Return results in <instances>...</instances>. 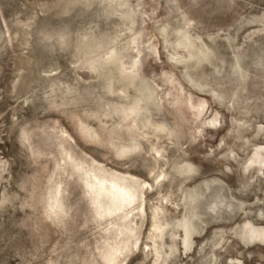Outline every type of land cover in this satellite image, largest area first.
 Returning a JSON list of instances; mask_svg holds the SVG:
<instances>
[{"label": "rangeland", "instance_id": "obj_1", "mask_svg": "<svg viewBox=\"0 0 264 264\" xmlns=\"http://www.w3.org/2000/svg\"><path fill=\"white\" fill-rule=\"evenodd\" d=\"M249 226L264 0H0V264H264Z\"/></svg>", "mask_w": 264, "mask_h": 264}, {"label": "bare ground", "instance_id": "obj_2", "mask_svg": "<svg viewBox=\"0 0 264 264\" xmlns=\"http://www.w3.org/2000/svg\"><path fill=\"white\" fill-rule=\"evenodd\" d=\"M91 184H92L93 194H94L93 204H94V208H95L96 212L97 213L98 212L99 213L109 212L108 210L105 211L104 207H106L105 205H107L106 203H108V201L110 199L109 197H111L115 194L114 190H111V189L107 190L103 184V181L100 178L96 177L95 175H93V177H92ZM103 195H105V197H102ZM55 197H56V195H55ZM46 198H48V197H46ZM50 200H51V198H50ZM121 203H122V201H121ZM114 205H115V203H112L111 209H112V207H114ZM247 230H248V232H250V236H249L250 238L248 237L250 240H251V238L258 239L259 241L264 243V227L254 228L252 226L251 227L249 226L247 228Z\"/></svg>", "mask_w": 264, "mask_h": 264}]
</instances>
